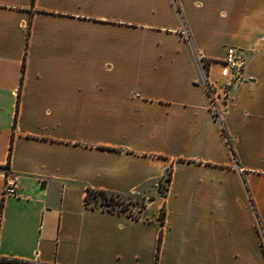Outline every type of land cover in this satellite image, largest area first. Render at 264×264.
Segmentation results:
<instances>
[{"label":"crops","instance_id":"obj_1","mask_svg":"<svg viewBox=\"0 0 264 264\" xmlns=\"http://www.w3.org/2000/svg\"><path fill=\"white\" fill-rule=\"evenodd\" d=\"M260 225L264 0H0V264H264Z\"/></svg>","mask_w":264,"mask_h":264},{"label":"built area","instance_id":"obj_2","mask_svg":"<svg viewBox=\"0 0 264 264\" xmlns=\"http://www.w3.org/2000/svg\"><path fill=\"white\" fill-rule=\"evenodd\" d=\"M204 59V58H203ZM211 61L210 59H204V62ZM247 64L246 53L243 49L237 46L228 47L226 57L221 61L220 74L222 76L221 81L210 82L207 81V90L211 100V107L214 113L215 119L216 113L222 117L225 122L223 111L221 110L216 93L220 90L219 94L226 100L231 93V90L235 83L242 81L245 78V68ZM4 196L16 195L17 185L13 175H6V182L4 186Z\"/></svg>","mask_w":264,"mask_h":264},{"label":"trees","instance_id":"obj_3","mask_svg":"<svg viewBox=\"0 0 264 264\" xmlns=\"http://www.w3.org/2000/svg\"><path fill=\"white\" fill-rule=\"evenodd\" d=\"M206 86H207V83H206ZM215 115H216V118L219 119V123L222 127V131L225 137L227 138V141L230 147L233 149V141H232L230 134L228 133V129L226 127L224 120L222 119V117H220L218 113H216ZM170 177L171 176L168 177V180H170ZM108 194H110V197H108ZM99 195H102L103 199H105L103 202L101 201L100 203H98L97 201L94 200V198L98 197ZM114 196H123V195L116 194V193H110L107 191H96V190L90 189L87 195V204L92 208H101L103 210L118 211V212H124V213L129 212L131 205L130 206H125V205L119 206V203L115 201ZM144 205H146L145 202H143L142 206ZM137 215L138 214H136L134 217H136ZM164 219H165V209L162 211V214H161V220L164 221ZM258 233L260 235L262 244L264 246V231L261 225L258 226ZM11 263L13 264H36V263L29 262V261H21V260H11Z\"/></svg>","mask_w":264,"mask_h":264},{"label":"rangeland","instance_id":"obj_4","mask_svg":"<svg viewBox=\"0 0 264 264\" xmlns=\"http://www.w3.org/2000/svg\"><path fill=\"white\" fill-rule=\"evenodd\" d=\"M211 60V59H210ZM214 61V60H212ZM205 64L209 65L211 64V61L205 62ZM108 197H110V194H108ZM143 194H129V195H123V196H114L115 201L119 203V206L125 205V206H132V205H138L140 206L143 203ZM95 201L100 203L103 202L105 199H103L102 195H99L98 197L94 198ZM109 202V201H108Z\"/></svg>","mask_w":264,"mask_h":264}]
</instances>
